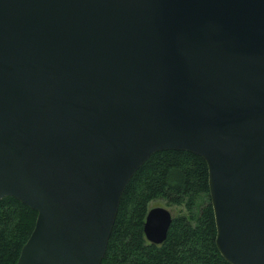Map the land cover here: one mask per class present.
Here are the masks:
<instances>
[{
  "label": "water",
  "instance_id": "1",
  "mask_svg": "<svg viewBox=\"0 0 264 264\" xmlns=\"http://www.w3.org/2000/svg\"><path fill=\"white\" fill-rule=\"evenodd\" d=\"M169 150L207 164L221 256L264 264V0H0V200L37 213L16 264H101Z\"/></svg>",
  "mask_w": 264,
  "mask_h": 264
},
{
  "label": "trees",
  "instance_id": "2",
  "mask_svg": "<svg viewBox=\"0 0 264 264\" xmlns=\"http://www.w3.org/2000/svg\"><path fill=\"white\" fill-rule=\"evenodd\" d=\"M156 200L182 208L160 245L147 241L143 231ZM36 216L12 197L0 200V264L17 263ZM215 240L206 162L186 151L158 152L126 186L101 264H229Z\"/></svg>",
  "mask_w": 264,
  "mask_h": 264
},
{
  "label": "rangeland",
  "instance_id": "3",
  "mask_svg": "<svg viewBox=\"0 0 264 264\" xmlns=\"http://www.w3.org/2000/svg\"><path fill=\"white\" fill-rule=\"evenodd\" d=\"M154 207H166L165 206V203L161 200H156V201H153L151 204H150V208H154ZM167 209H169L173 216H176L177 214L179 215L180 212L182 211V208H178V207H168Z\"/></svg>",
  "mask_w": 264,
  "mask_h": 264
}]
</instances>
